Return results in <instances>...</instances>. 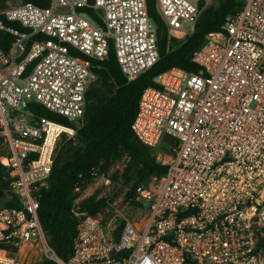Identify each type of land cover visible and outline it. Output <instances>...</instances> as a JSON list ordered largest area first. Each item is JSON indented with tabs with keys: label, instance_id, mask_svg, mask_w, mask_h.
I'll return each mask as SVG.
<instances>
[{
	"label": "built area",
	"instance_id": "1",
	"mask_svg": "<svg viewBox=\"0 0 264 264\" xmlns=\"http://www.w3.org/2000/svg\"><path fill=\"white\" fill-rule=\"evenodd\" d=\"M209 1L155 5L168 29L185 36ZM0 30L13 35L0 47V161L8 171L0 264H27L26 246L58 264H264V0H244L206 34L191 55L197 70L173 65L143 88L131 127L149 146L169 139L167 170L135 186L143 216L87 217L67 259L50 250L39 209L59 140L82 125L95 78L90 58L103 60L113 47L135 80L160 59L157 25L148 0H22L0 9ZM33 102L60 119L36 113Z\"/></svg>",
	"mask_w": 264,
	"mask_h": 264
},
{
	"label": "trees",
	"instance_id": "2",
	"mask_svg": "<svg viewBox=\"0 0 264 264\" xmlns=\"http://www.w3.org/2000/svg\"><path fill=\"white\" fill-rule=\"evenodd\" d=\"M25 1H32L41 6H48L51 2V0ZM243 3L244 0H226L223 6L216 11L215 18L209 20L204 26H199L197 22L194 32L179 47L170 51L168 50V26L156 8L155 0H148L149 14L157 25L160 59L135 80L127 81L117 62L113 47L110 48L109 56L103 60L90 58L91 67L95 72L107 71L114 77L117 91L113 97L106 100L107 94L97 92L91 87L88 89L84 118L86 122L80 129L84 133L89 129L92 131L86 136L88 149L85 150L83 157L69 167L60 166L55 160L50 188L45 190L41 196L40 219L44 229L53 236L54 249L60 257L67 259L72 254L78 233L73 224L64 217V213L71 209L76 196L77 192L74 189L92 177L90 171L97 167L94 165H97L101 159L103 162L99 172H107L114 161L128 154L135 163L142 165V181L147 180L153 174L160 175L167 170V165L157 161L147 148L149 146L142 143L132 130L131 124L137 110L140 93L144 87L155 84L154 75L170 66L179 65L190 70H197L198 65L191 61L193 51L205 41L207 33L221 29L227 15L240 9ZM6 22L25 29L18 22L7 20ZM12 41V34L0 30L1 48H9ZM29 107L38 114L60 119L57 113L39 103H30ZM101 128H107L106 132L99 140H95L93 134ZM117 145L119 148L113 150ZM7 173L6 166L0 162V190L8 186V181L4 178ZM133 194L134 190H130L126 193V197L130 198L132 204L137 205ZM13 195L15 197V193ZM18 203L17 200H11L8 204L18 205ZM103 206L104 199L88 201L85 204L89 216L99 212ZM46 264L58 263L49 259Z\"/></svg>",
	"mask_w": 264,
	"mask_h": 264
},
{
	"label": "rangeland",
	"instance_id": "3",
	"mask_svg": "<svg viewBox=\"0 0 264 264\" xmlns=\"http://www.w3.org/2000/svg\"><path fill=\"white\" fill-rule=\"evenodd\" d=\"M19 1L22 0H0V9L6 8L12 4H16ZM225 1L226 0H210L200 15L198 25L204 26L209 20L215 18L216 11L223 6ZM96 15L99 16L100 14ZM191 34H187L185 36L176 35L168 29V50L171 51L173 50V48L179 47L181 43ZM90 87L97 92L107 94L106 100L113 97L117 91L114 77L109 72L103 70H98L95 72V78L90 84ZM85 122L86 120L83 119L80 129L83 128ZM80 129L74 137L69 138L64 135L59 140L56 149L55 160L59 162L60 166H71L76 160H79L81 157H83V155L85 154V150L88 149L86 136L92 131L89 129L84 133L81 132ZM106 129L107 128H101L100 130H97V132L93 134L94 139L99 140L106 132ZM118 148L119 145L115 146L113 150H116ZM147 148L149 149L151 154L156 157V160L163 164L164 160L169 159L168 153H170L172 150L169 139H165L158 146H149ZM6 153L7 145L2 135L0 134V159ZM102 162L103 160L101 159L97 163V165L94 166H97L96 168L99 170ZM103 175L110 178L109 183L105 182ZM153 175H151L145 181H148ZM141 176L142 165L135 163L128 154H124L121 158L117 159L110 165L107 172H99V175L91 177L82 185H78L75 187L74 190L77 193L75 198L73 199L71 209L67 210L64 213L65 220L72 223L75 231H78L79 225L87 217H89L86 211L85 204L88 201H97L100 199H104V206L99 212L92 216L96 217L101 222L107 223L108 221L112 220L113 222L118 223L124 218L138 219L139 217L144 215V211L138 208L136 205L132 204L130 202V198L126 197V193L130 190L133 191L138 183L145 182L141 180ZM46 197L47 195L44 197V201L46 200ZM45 235L50 250H54V252L58 255V253L54 249L53 236L47 230H45ZM41 250L42 249H40L39 247H30L29 249L26 248L25 250H23L20 254L26 259L27 264H46L49 259L55 261V259L43 253V251Z\"/></svg>",
	"mask_w": 264,
	"mask_h": 264
},
{
	"label": "water",
	"instance_id": "4",
	"mask_svg": "<svg viewBox=\"0 0 264 264\" xmlns=\"http://www.w3.org/2000/svg\"><path fill=\"white\" fill-rule=\"evenodd\" d=\"M58 9H61V10H68L69 7H68V6H59ZM97 11L101 13V12H102V9H101V8H97Z\"/></svg>",
	"mask_w": 264,
	"mask_h": 264
},
{
	"label": "bare ground",
	"instance_id": "5",
	"mask_svg": "<svg viewBox=\"0 0 264 264\" xmlns=\"http://www.w3.org/2000/svg\"><path fill=\"white\" fill-rule=\"evenodd\" d=\"M23 248H24L23 250H25V249L28 248V247L26 246V247H23ZM23 250H22V251H23Z\"/></svg>",
	"mask_w": 264,
	"mask_h": 264
}]
</instances>
